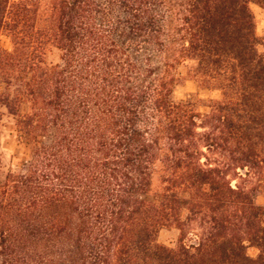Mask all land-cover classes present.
Masks as SVG:
<instances>
[{"label": "trees", "instance_id": "16d2710c", "mask_svg": "<svg viewBox=\"0 0 264 264\" xmlns=\"http://www.w3.org/2000/svg\"><path fill=\"white\" fill-rule=\"evenodd\" d=\"M250 3L264 7L54 0L39 26L40 0H0V106L29 149L21 167L0 159V264H264V50ZM185 60L220 92L204 113L173 99ZM169 227L175 247L156 241Z\"/></svg>", "mask_w": 264, "mask_h": 264}, {"label": "rangeland", "instance_id": "374dc122", "mask_svg": "<svg viewBox=\"0 0 264 264\" xmlns=\"http://www.w3.org/2000/svg\"><path fill=\"white\" fill-rule=\"evenodd\" d=\"M54 0H40L38 11V25L45 24V17L49 11L50 5ZM171 7H176L175 4L185 0H165ZM250 10L254 16V32L259 43L257 49L259 52L264 50V7L255 3L249 4ZM0 44L5 48L11 46L9 38L2 34ZM59 61V51L55 45L48 41L44 45V62L47 65L57 63ZM194 63L190 60H185L177 66L179 81L174 87L173 99L177 102L187 103L195 111L204 113L208 111L209 105L213 100L220 98V92L217 89L207 88L203 86L198 78L193 73ZM3 85L0 82V91ZM28 146L20 139L15 126L14 117L9 114L3 106H0V159L4 168H18L28 157ZM162 169L160 164L156 168L152 177V188L150 196H155L160 192L162 183ZM239 181V180H238ZM240 182V181H239ZM236 180L232 181L235 184ZM249 185V184H247ZM257 204L264 203V190L260 191L256 197ZM178 229L175 227L162 228L159 230L156 241L159 244L175 247L178 238ZM247 253L250 256H256L257 250L254 247H248Z\"/></svg>", "mask_w": 264, "mask_h": 264}]
</instances>
